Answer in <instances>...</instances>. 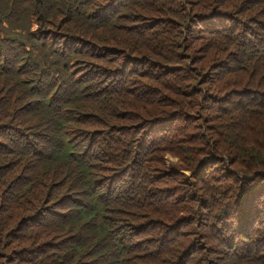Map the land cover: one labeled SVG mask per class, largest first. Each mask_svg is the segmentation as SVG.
<instances>
[{
	"label": "trees",
	"instance_id": "16d2710c",
	"mask_svg": "<svg viewBox=\"0 0 264 264\" xmlns=\"http://www.w3.org/2000/svg\"><path fill=\"white\" fill-rule=\"evenodd\" d=\"M262 182L264 0H0V264H264Z\"/></svg>",
	"mask_w": 264,
	"mask_h": 264
},
{
	"label": "rangeland",
	"instance_id": "374dc122",
	"mask_svg": "<svg viewBox=\"0 0 264 264\" xmlns=\"http://www.w3.org/2000/svg\"><path fill=\"white\" fill-rule=\"evenodd\" d=\"M163 160L165 161L166 164H168L169 161H177V157L166 152L164 153ZM184 172L189 173V171L187 170H184ZM33 179L37 181V185L33 190V192L31 193V198L34 205H38L40 203L41 204L47 203L51 198L58 197L60 194H64L70 191L69 188L56 184V179L53 173V167L49 168L44 175H42V173H40L36 168L33 171L31 177H29L27 183L29 184L30 181ZM251 187L254 188L255 191H257V188L264 187V182H262V184H260L259 186L255 184ZM218 260L224 261L225 263L228 262L227 260H225V257Z\"/></svg>",
	"mask_w": 264,
	"mask_h": 264
}]
</instances>
